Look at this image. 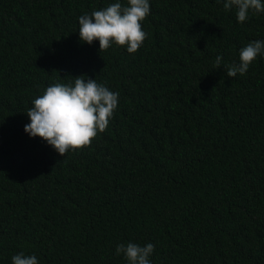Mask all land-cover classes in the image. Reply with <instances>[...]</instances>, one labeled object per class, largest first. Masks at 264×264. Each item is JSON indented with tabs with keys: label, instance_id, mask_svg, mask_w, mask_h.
I'll return each instance as SVG.
<instances>
[{
	"label": "trees",
	"instance_id": "1",
	"mask_svg": "<svg viewBox=\"0 0 264 264\" xmlns=\"http://www.w3.org/2000/svg\"><path fill=\"white\" fill-rule=\"evenodd\" d=\"M115 2L0 0V264H128V242L152 243L151 264H264V53L244 75L224 68L264 40V13L240 23L226 0H149L139 50L100 52L79 17ZM82 75L118 107L61 156L25 132L26 112Z\"/></svg>",
	"mask_w": 264,
	"mask_h": 264
},
{
	"label": "clouds",
	"instance_id": "2",
	"mask_svg": "<svg viewBox=\"0 0 264 264\" xmlns=\"http://www.w3.org/2000/svg\"><path fill=\"white\" fill-rule=\"evenodd\" d=\"M226 12L236 9L240 23L249 19V12L264 13L262 0H226L223 4ZM149 0H120L101 10H94L79 17V37L89 45L99 41L100 52L108 50L113 44L126 47L130 54L136 53L145 41L147 34L142 21L150 14ZM264 53V40L248 43L240 50L239 64L225 66L226 75L235 78L244 75L258 55ZM223 64V56L215 58L214 68ZM74 82L55 83L48 86L42 95L32 101V107L26 115L30 123L25 132L31 137H40L61 156L70 150L76 151L91 145L98 133L109 126L110 118L118 107L119 93L111 91L96 79L77 76ZM155 246L148 243L140 246L136 243L118 244L116 255L123 254L128 264H151L150 257ZM12 264H39L35 255L20 252L11 258Z\"/></svg>",
	"mask_w": 264,
	"mask_h": 264
}]
</instances>
